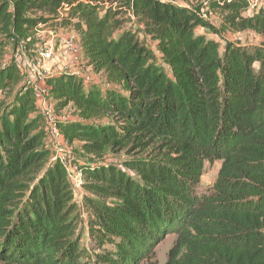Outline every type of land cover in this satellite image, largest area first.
Here are the masks:
<instances>
[{
  "label": "trees",
  "instance_id": "16d2710c",
  "mask_svg": "<svg viewBox=\"0 0 264 264\" xmlns=\"http://www.w3.org/2000/svg\"><path fill=\"white\" fill-rule=\"evenodd\" d=\"M210 7L219 27L172 0H0V60L43 26L71 28L106 81L46 79L57 111L78 118L59 131L75 156L93 158L78 161L80 208L16 58L0 68V94L11 98L0 114V264H142L171 234L166 264H264V40L225 37H264V11L245 16L247 0ZM120 154L122 169L107 161ZM216 162L213 185L199 191Z\"/></svg>",
  "mask_w": 264,
  "mask_h": 264
},
{
  "label": "rangeland",
  "instance_id": "374dc122",
  "mask_svg": "<svg viewBox=\"0 0 264 264\" xmlns=\"http://www.w3.org/2000/svg\"><path fill=\"white\" fill-rule=\"evenodd\" d=\"M176 5L187 7V8H201V14L203 18L208 21L212 26L219 27L221 23V14L212 10L210 4L212 1L219 0H172ZM253 5L251 9H249L245 16H251L252 14H256L261 6H264V0H252ZM257 5V6H256ZM53 28V27H51ZM127 29H132L135 32L138 31L139 26L133 22L128 23L126 25ZM198 32L206 35L208 39H214L219 41L224 46V43L217 37L210 33L205 32L203 29H199ZM228 40L233 41L235 43H240L242 45H258L264 40L263 36L256 35L252 32H244L239 34H227L225 36ZM140 38L143 39L148 48L151 49L158 59V64L162 65L160 61V56L157 51L156 43L151 40L149 37H145L143 34H140ZM73 49H70V47ZM50 49L55 59L49 62L48 68L45 72V75H63V74H73L78 75L77 77L83 80L85 83H95L101 87H104L106 84L105 79L101 74H95L91 68H89L86 62L83 60V53L79 47V39L77 34L71 28H66L59 30L58 32H52L47 27H44L34 34L32 40H29L27 43H22L18 48L11 44L6 50L3 56V60H0V68L10 64L17 56H19L20 60L23 59V62L26 60H31L40 55L39 51L43 49ZM22 70V74L28 77L26 70L23 68V63L20 66ZM165 70L169 73V69L165 67ZM42 75L44 70H40ZM49 93V92H48ZM50 94V93H49ZM51 95V94H50ZM52 98V97H51ZM10 96L3 93L0 94V114L2 112V106L10 101ZM53 101V100H52ZM63 114H66L67 117L73 119L72 121L78 120V118L74 115V110L70 107L63 111ZM44 126L46 133L48 132L46 129V121L44 119ZM76 160L80 163H90L93 158L86 156L79 151H76ZM127 157L124 154L109 156L107 161L111 164L115 165L119 169H122L123 161L126 160ZM221 168V162H216L214 165L210 163H206L205 165V173L202 179V182L199 186V191H206L211 188L213 182L215 181L217 174ZM85 188L80 191L79 194L75 196V203L81 208L83 204V200L86 197ZM82 223L80 225V237L82 239V247L84 249H88V230L86 223V214L82 213L81 215ZM176 241V236L174 234L166 236L163 241L155 247L154 255L148 261H145L142 264H166L168 260V254L172 247L174 246Z\"/></svg>",
  "mask_w": 264,
  "mask_h": 264
},
{
  "label": "built area",
  "instance_id": "2783aa9c",
  "mask_svg": "<svg viewBox=\"0 0 264 264\" xmlns=\"http://www.w3.org/2000/svg\"><path fill=\"white\" fill-rule=\"evenodd\" d=\"M247 1L249 3V9H251L253 2L252 0ZM260 11H264L263 5L258 12ZM42 28L43 27L37 29L36 33ZM49 30L54 32L51 29ZM70 49H73V47L71 46ZM39 52V56L28 61L25 60L24 62L23 59L20 60V57L17 56V65L20 68L21 64L23 63V68L28 74V77L26 79L27 85L32 90L37 107L46 121L48 141L52 150V160L58 161L62 165L66 172L67 181L76 196L82 189H84L85 174L82 171L79 162L76 160L70 144L64 139L57 127L58 122L64 123L71 121L72 119L70 117H67L66 114H63V112L57 111L56 105L52 101L53 99L48 93L49 90L46 87V79L48 77H53L54 75H45V72L48 68L49 62L54 60L55 57L52 54V51L48 48L43 49ZM42 68L44 70L43 75L42 72H40Z\"/></svg>",
  "mask_w": 264,
  "mask_h": 264
}]
</instances>
